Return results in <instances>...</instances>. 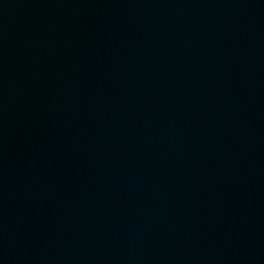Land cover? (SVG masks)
Masks as SVG:
<instances>
[{
	"label": "water",
	"instance_id": "obj_1",
	"mask_svg": "<svg viewBox=\"0 0 264 264\" xmlns=\"http://www.w3.org/2000/svg\"><path fill=\"white\" fill-rule=\"evenodd\" d=\"M0 264H264V0H0Z\"/></svg>",
	"mask_w": 264,
	"mask_h": 264
}]
</instances>
